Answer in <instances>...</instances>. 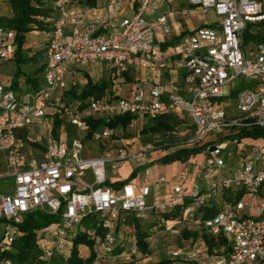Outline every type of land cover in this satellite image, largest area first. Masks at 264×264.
Instances as JSON below:
<instances>
[{"label":"built area","instance_id":"obj_1","mask_svg":"<svg viewBox=\"0 0 264 264\" xmlns=\"http://www.w3.org/2000/svg\"><path fill=\"white\" fill-rule=\"evenodd\" d=\"M71 1L54 2L56 17L46 44L40 90L19 94L0 83V181L6 182L0 187V252L12 249L21 234L17 225L40 209L60 214V221L40 240L44 260H67L80 231L94 242L96 258H116L130 244L137 246L127 223L129 215L145 220L151 211L172 210L187 200L177 220L198 230L203 239L172 251L175 259L196 264H264V146L239 137L243 131L264 130V43L250 52L243 46L248 24L264 20L263 1L173 0L187 6L184 14L193 9L214 11L219 19L196 28L169 52L156 42L155 32L158 25L165 34L171 33L168 15H159L156 22L147 16L159 0H137L135 12L104 31L95 24L83 27V19L69 6ZM108 6L112 11L120 8L116 2ZM90 9L98 12V6ZM15 37V30L0 26V60L15 57ZM173 56L185 70L181 88L137 84L122 94L123 75L132 67H164ZM98 65L110 73L113 85L99 98L69 100L66 92L82 87L77 76L68 80L69 75ZM237 80L242 85L236 91V112H230L231 104L220 100L232 95ZM162 113L188 118L193 134L185 142L193 146L208 142L203 162L191 172L182 161L171 179L165 175L146 179L140 188L132 182L107 184L108 174L125 162L142 165L153 151L168 144H141L135 137L121 136L120 126L92 131L89 120L130 114L137 116L133 125L142 117ZM49 114L53 123L56 115L63 119L59 134L54 135L52 123L45 144L30 139L35 121ZM65 126L72 127V135ZM90 144L99 148L97 155H84L86 149L91 151ZM165 184L170 190L167 198L160 192ZM215 207V214L205 216ZM89 215H94L97 227L86 230L82 224ZM98 227L105 229L103 234ZM205 234L216 242L226 238L229 251L221 247L211 252Z\"/></svg>","mask_w":264,"mask_h":264},{"label":"trees","instance_id":"obj_2","mask_svg":"<svg viewBox=\"0 0 264 264\" xmlns=\"http://www.w3.org/2000/svg\"><path fill=\"white\" fill-rule=\"evenodd\" d=\"M14 15L12 17H0V26H4L15 30L16 37L15 43L17 46L14 60L17 64L18 70L14 76L11 88H18V79L21 76H25L26 91L37 92L41 88L40 73L44 71L45 64H41L35 70L26 72L22 69V64L30 62H40L42 52L32 57L28 56L24 50L26 43V34L32 30H41L51 32L52 24L56 17V10L54 2L55 0H10ZM94 4V0L91 1ZM264 20L256 23H249L243 35V46L254 43L260 45L264 43ZM166 48L165 46H163ZM111 85L109 80H102L100 82H94L88 77V82L82 86H75L66 92L69 100H81L85 101L89 97L99 98L104 95L106 89ZM135 115H119L107 120L106 118L90 119L91 130L98 129L101 126H108L111 128L122 127L123 134L126 137L131 136L130 132H127V127L131 126ZM148 123L143 129L145 134L153 133H171L175 130L178 124L184 121L176 114L162 113L156 118H146ZM64 124L62 118L56 115L53 123V133L58 135L60 128ZM65 131L70 136L74 130L70 126H65ZM240 138L252 137V138H264V130L255 128L251 131H243L239 135ZM30 141V139L26 138ZM32 142V141H31ZM37 144V143H35ZM170 144L164 146L168 148ZM208 145L205 142L201 145L192 147H181L176 151L163 156L158 159V162L169 163L175 160H188L194 154L202 152ZM133 174H136L134 172ZM127 181H108L107 184L113 186H120ZM241 197V194L237 195V199ZM187 200L183 203L176 205L172 210L164 212L151 211L149 217L145 220L136 218L133 215L127 217V223L135 228L137 238V248L140 252L147 254L149 252L150 244L148 238L151 237L149 229H145L143 224H148L149 228L158 225L160 219L175 220L178 219L182 209L187 204ZM217 212L215 208H209L206 211L205 216H211ZM60 221V214L48 213L45 210H35L28 213L24 221L17 225V228L21 231L16 240L13 242L12 249L6 252H0V264H3L5 260H10L11 264H91L96 260L97 253L94 249V242L88 236L86 231H80L73 239V245L71 255L67 260L63 258L55 257L54 259L47 261L42 258V251L40 247V240L43 237L44 232L39 236V232L46 227L53 226ZM83 227L87 229L97 227L95 223L94 215H89L83 220ZM101 234L105 229L98 227ZM183 235L185 237L197 236L196 233H191L188 230H184ZM205 241L209 246V250L214 252L215 249L225 247V252L229 251L227 239L221 237L220 241L216 242L215 238L208 235H204ZM81 248H88L89 255L83 257L81 254ZM121 250H117L116 254H120ZM147 264H174V259L166 258L158 261H153Z\"/></svg>","mask_w":264,"mask_h":264},{"label":"crops","instance_id":"obj_3","mask_svg":"<svg viewBox=\"0 0 264 264\" xmlns=\"http://www.w3.org/2000/svg\"><path fill=\"white\" fill-rule=\"evenodd\" d=\"M91 1L92 0H72L69 6L70 8H73L83 19V27H87L90 24H95L99 31H104L107 27L116 25L123 15H130L138 8L137 0H94V4H92ZM261 1H263L264 3V0ZM111 2L118 3L120 8L117 11H112L108 6ZM92 6H98V12L96 14L91 11L90 8ZM186 7L187 6L185 4L175 3L173 0H159L151 6L149 12L147 13L148 18L153 22H156L159 15L163 13H166L168 15L169 21L172 26V31L170 34H165L158 25H156L155 27L156 42L162 47L164 51H171V47L180 44L196 28L203 25L213 24L217 21H212V18L208 16L209 12H202V14L204 15H201L196 21H193L191 17L195 16L196 13L201 11L198 9H193L190 13L184 14L183 10ZM13 15L14 12L10 0H0V17H12ZM49 36V32L41 30H32L26 34V43L24 45V50L27 55L32 57L33 55H37L38 53L42 52V56L40 62H30L22 64L21 67L24 71L31 72L41 64L46 63V44ZM249 45L251 46L248 50L246 49L247 52H250L256 46L254 43H251ZM163 46H165L166 48H164ZM17 70L18 67L14 58L7 61L0 60V83H3L5 86L11 88L10 84L12 83ZM102 72L106 74L108 73L107 79L102 80H109L111 82L110 86H112V77L103 65H98L90 70L69 75L68 80H71L73 76H77L81 81V86H84L88 82V77H90L94 82L102 81H98L97 79H95L96 76L102 74ZM184 75L185 70L181 65L180 59L177 56H173L171 57V59H168L167 64L164 67H132L128 73H125L123 75L122 85H120V87H122V90L124 89V87H127V91L137 84H142L146 87H150L153 84H162L166 86L174 85L178 88H181L184 85ZM39 77L42 84L44 71L40 73ZM25 80V76L19 77L18 88L11 89L15 90L19 94L31 92L26 91ZM160 150H165V148L159 149V151ZM149 161V163H144L142 165L134 162L136 167L134 169L132 168L126 176H122L118 172V170L128 167L130 165V162L133 163L132 161L125 162L118 170L114 172V180L111 182H132L138 188H140L144 180H154L158 175V172H153L156 165L159 164L158 159L150 156ZM190 161H192V159L189 158L184 162L189 166L191 172H194L195 170L192 171V167L189 164ZM181 162L182 160H175L169 163H160L169 168L172 164L177 163L176 168L172 170L171 174L169 176H165L171 179L177 172L178 166ZM142 168H144L145 171H148L146 174L147 176H142ZM134 172H136V174H133ZM193 181L194 177L190 178L186 182L185 187L188 189ZM156 189L157 187L155 186L154 190ZM160 192L163 198H167L170 194L168 184L161 185ZM160 222L158 225H155L153 226V228L149 229L150 234L151 230L157 227L169 226L171 228L173 226H177V229H174V231L176 232L183 234L184 230H188L191 233L197 234V236L190 237H185L183 235L185 238L183 239V242L187 243L188 246L193 242L203 239L202 234L198 230L189 226L185 221H178L177 219H160ZM132 228L135 233V228ZM148 239H151V237H149Z\"/></svg>","mask_w":264,"mask_h":264},{"label":"rangeland","instance_id":"obj_4","mask_svg":"<svg viewBox=\"0 0 264 264\" xmlns=\"http://www.w3.org/2000/svg\"><path fill=\"white\" fill-rule=\"evenodd\" d=\"M175 2V1H174ZM177 3V2H175ZM202 14V12L196 13L195 16L191 17L193 21H196ZM208 16L212 18V21L214 22L215 20H218V16L215 14L214 11H209ZM179 44L171 47V50H176L179 48ZM251 45L247 44L245 46V49H249ZM108 74V73H107ZM106 73L102 72V74H99L96 76L95 79L98 81L102 79H107ZM242 85V80H237L235 81L233 88H232V95L223 98L220 101L223 102H229L231 105H229V111L230 112H236L235 110V103H236V91H238L241 88ZM127 93V87H124L122 94L125 95ZM53 110L48 109V112L51 113ZM184 122L181 124H178L175 128V130L171 133H147L145 134L143 132V129L146 127L148 121L146 118H140L135 124L127 127V132L131 133L130 138L135 137L136 142H139L141 144H146V143H153V144H170L167 149L165 150H155L152 152L150 156L154 157L155 159H160L165 155H168L177 149H180L181 147H192L193 145H190L186 143L187 141L193 134V130L190 127V121L188 118L180 117ZM52 115L49 114L46 118L41 119V121L37 120L35 121L34 125L31 128L30 132V139L32 140H40L43 144L46 143L47 141V129L52 125ZM121 131V130H120ZM123 131H121L119 134L121 135ZM123 137L124 134H122ZM121 135V136H122ZM244 142H256L262 146H264V138L261 139H251L249 137H246L244 139ZM88 148H91V151L88 153L87 149L84 152V155H90L94 156L97 155L98 152L100 151L99 148L96 145H88ZM206 149V148H205ZM199 152L197 154H194L190 158L192 161L189 162V164L192 167V171L195 170L196 168V163H201L204 160V151ZM149 159L146 160L145 163H149ZM159 162L158 165H156L155 169L153 172H158V175L156 178L162 176V175H167L169 176L174 168H176L177 163H174L171 165V167H167L165 165L160 164ZM131 165V166H130ZM130 165L126 168L119 169L118 172L122 176H126L130 170L135 168V163H131ZM142 176H147V170L145 171L144 168H142ZM115 172V171H114ZM109 173L108 174V180L113 181L115 173ZM150 176V175H149ZM152 178V177H150ZM5 181H0V187L5 185ZM162 223V222H160ZM52 226L46 227L45 229L40 230L39 236L45 232L46 230L50 229ZM143 227L145 229H151L149 228L148 224H143ZM2 228V227H1ZM153 228V227H152ZM173 228V229H172ZM174 229H177V226L169 227V226H161L157 227L151 230V239H148V243L150 244L149 252L147 254H144L140 252L137 248V246H133L130 244L126 250V253L118 256L116 258H109V257H104V258H96V260L91 263V264H147L153 261H158L161 259H166V258H172L174 259V264H196L195 262H186L182 261L179 259H175L172 255V251L176 250L177 248L180 247H188L187 243L183 242L184 236L182 233L174 231ZM193 243L189 244L191 246ZM81 254L85 258L89 255V249L88 248H81Z\"/></svg>","mask_w":264,"mask_h":264}]
</instances>
